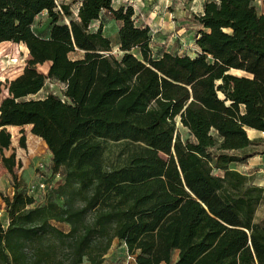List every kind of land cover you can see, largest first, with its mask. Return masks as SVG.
Returning a JSON list of instances; mask_svg holds the SVG:
<instances>
[{
    "label": "trees",
    "instance_id": "1",
    "mask_svg": "<svg viewBox=\"0 0 264 264\" xmlns=\"http://www.w3.org/2000/svg\"><path fill=\"white\" fill-rule=\"evenodd\" d=\"M255 1L206 0L193 17L191 55L156 54L131 5L80 0L71 18L65 0H0V42L29 53L0 102L1 161L14 180L3 197L0 264H103L115 240L134 264H264V218L256 220L264 189L231 166L253 155L246 129L264 132V9ZM44 11L46 37L33 30ZM106 11L121 23L120 58L103 32ZM48 81L65 84L64 98H28ZM177 121L193 139H182ZM24 125L63 177L44 202L20 189L22 162L4 154L7 127ZM107 141L133 147L122 164L105 165Z\"/></svg>",
    "mask_w": 264,
    "mask_h": 264
},
{
    "label": "rangeland",
    "instance_id": "2",
    "mask_svg": "<svg viewBox=\"0 0 264 264\" xmlns=\"http://www.w3.org/2000/svg\"><path fill=\"white\" fill-rule=\"evenodd\" d=\"M62 0H59V2ZM71 3V18H77L78 3L77 0H65ZM201 0H150V8L152 14L149 16L152 24L153 40L152 48L156 54L162 50H169L172 53L178 54H196V47L193 42V35L196 30V24L193 21L194 15L199 13ZM257 10L261 13L264 9L262 0L254 2ZM112 16V15H110ZM70 17H63L60 23H69ZM104 21V17L102 18ZM176 23L174 27H164V25ZM98 22L94 21L91 24V29H95ZM51 28V19L48 17L46 11L42 12L35 19L33 30L40 36H48ZM117 25L114 21L108 22L106 35L109 36L113 44V54L118 58L122 56V51L118 47V34H116ZM83 53L77 51L70 54V58H81ZM29 53L27 46L24 43H15L11 41L0 42V83L2 93L1 100L7 96L5 84L7 80H12L20 73H22ZM49 63L38 65V69L47 72ZM231 73L242 74L240 71L231 70ZM65 85L48 81L44 88L37 94L31 95L28 98H44L49 93H54L62 98ZM8 130L12 135V144L10 149L4 150V154L9 156L12 152L16 153V160L22 162V166L16 170L20 189L28 192V188L37 184L38 182H46L49 187L44 191H36L37 202H44L47 195L53 190L63 178L61 175L57 176L52 171L50 151L46 143L31 134L30 126H8ZM24 130L26 135V148L19 145V138L21 131ZM177 132L182 139H193L187 127H184L177 121ZM104 150V163L107 167L118 166L127 158V153L132 146H126L122 143L107 141ZM14 191V180L12 174L4 167L0 155V221L7 225L8 217L5 208L4 196L12 195ZM264 218V203L259 206L256 213V220L260 221ZM61 227L67 229L68 226L61 224ZM134 257L130 256L123 245L118 240H115L111 249L106 255L103 264H132ZM86 264V263H85Z\"/></svg>",
    "mask_w": 264,
    "mask_h": 264
},
{
    "label": "crops",
    "instance_id": "3",
    "mask_svg": "<svg viewBox=\"0 0 264 264\" xmlns=\"http://www.w3.org/2000/svg\"><path fill=\"white\" fill-rule=\"evenodd\" d=\"M79 1V5H80V0H77V2ZM198 1V0H196ZM206 0H201L200 3V8H199V13H202L203 11V5L204 2ZM78 5V7H79ZM131 5L134 8L135 14H134V18H135V22L138 26H150V28L153 30L152 28V24L150 23L149 20V16L150 14H152V8H150V0H113V7L116 9L120 6H129ZM104 17L105 21H104V27H103V32L106 35V30L108 27V22L114 21L117 25V30H116V34H118V30L120 27V22L115 20L113 18V16H110L107 12H103L102 16ZM96 22H98L97 27L100 24V20H95ZM94 22V21H93ZM176 25L175 22H173L172 24H167L164 25V27H174ZM97 27L94 29L96 30ZM197 27V25H196ZM167 29V28H166ZM193 42H194V35H193ZM195 46V43H194ZM165 51H169V50H165ZM30 126V130H31V125ZM12 127H16V126H12ZM247 133L248 136L251 140H254V142H256V144L251 146V150L253 151V155L250 156L246 161L244 162H238V163H233L231 166L233 169L238 170L248 176H252L254 179V182L260 186L263 187L264 189V182H262V166H263V162H264V132L263 131H258L252 128H247ZM32 134V133H31ZM33 135V134H32ZM34 137H38L33 135ZM40 138V137H38ZM41 139V138H40ZM50 158H51V163H52V154L50 152ZM119 242V241H118ZM121 245H123L125 247L124 243H121ZM126 249V247H125ZM134 264V263H132Z\"/></svg>",
    "mask_w": 264,
    "mask_h": 264
},
{
    "label": "built area",
    "instance_id": "4",
    "mask_svg": "<svg viewBox=\"0 0 264 264\" xmlns=\"http://www.w3.org/2000/svg\"><path fill=\"white\" fill-rule=\"evenodd\" d=\"M61 2V1H60ZM109 15H111V12L110 11H106ZM196 53L198 52V49L196 48L195 49ZM65 85V84H64ZM262 182H264V162H263V166H262ZM57 176H59V174H57ZM49 188V185L48 183H46L45 181L44 182H38L37 184L33 185V186H30V188H28V193L32 196H34L35 198L36 197V191H44L45 189Z\"/></svg>",
    "mask_w": 264,
    "mask_h": 264
}]
</instances>
